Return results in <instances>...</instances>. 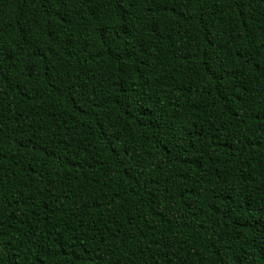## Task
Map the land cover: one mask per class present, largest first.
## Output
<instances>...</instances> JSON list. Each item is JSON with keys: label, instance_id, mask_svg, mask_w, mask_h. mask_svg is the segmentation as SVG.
<instances>
[{"label": "trees", "instance_id": "16d2710c", "mask_svg": "<svg viewBox=\"0 0 264 264\" xmlns=\"http://www.w3.org/2000/svg\"><path fill=\"white\" fill-rule=\"evenodd\" d=\"M0 264H264V0H0Z\"/></svg>", "mask_w": 264, "mask_h": 264}]
</instances>
